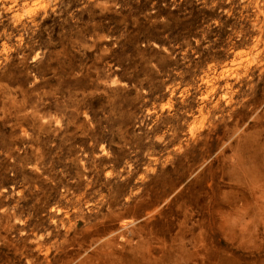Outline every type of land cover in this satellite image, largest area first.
I'll return each mask as SVG.
<instances>
[{
    "label": "rangeland",
    "instance_id": "374dc122",
    "mask_svg": "<svg viewBox=\"0 0 264 264\" xmlns=\"http://www.w3.org/2000/svg\"><path fill=\"white\" fill-rule=\"evenodd\" d=\"M257 114L264 0H0V264H264Z\"/></svg>",
    "mask_w": 264,
    "mask_h": 264
},
{
    "label": "bare ground",
    "instance_id": "6f19581e",
    "mask_svg": "<svg viewBox=\"0 0 264 264\" xmlns=\"http://www.w3.org/2000/svg\"><path fill=\"white\" fill-rule=\"evenodd\" d=\"M236 68L237 66H225L222 68L220 74L224 75L234 72ZM227 93L228 91H225L221 94V97ZM259 118L264 119V116L257 114L255 119ZM239 119L240 117L235 120L232 126L227 127V130H224L221 135L220 142L222 144L219 157L225 162L226 168L231 171L234 170L230 174L231 180L245 183L254 189L259 188L261 186V178L260 174H257L264 168V129L252 130L250 129V125L242 127L240 126ZM242 119H245V114L242 115ZM259 207L260 204L256 200L255 210L258 211ZM111 215L113 216V209L111 210ZM126 246L131 256L136 245L131 244ZM100 252L104 262H106L105 257L109 254V250L106 247V249Z\"/></svg>",
    "mask_w": 264,
    "mask_h": 264
}]
</instances>
